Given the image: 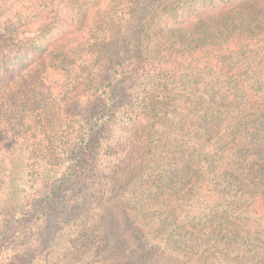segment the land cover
I'll return each mask as SVG.
<instances>
[{
	"label": "trees",
	"instance_id": "obj_1",
	"mask_svg": "<svg viewBox=\"0 0 264 264\" xmlns=\"http://www.w3.org/2000/svg\"><path fill=\"white\" fill-rule=\"evenodd\" d=\"M24 1L0 0V11L15 7L0 25V83L14 80L30 64L70 74L77 71L72 64L81 51L92 49L104 62L90 75L94 82L72 85L98 93L80 95L79 112L71 108L81 121L79 143L67 156L58 186L29 203L15 232L19 251L5 263L29 264L31 257L33 264H122L108 254L99 208L121 189V171L141 167L148 137L167 119L174 98L180 96L183 103L189 99L181 92L173 96L176 85L187 87L182 67L191 72L193 107L174 117L196 129L204 120L216 124L224 116L228 121L219 126L222 138L264 141V6L258 0H35L32 9ZM135 38L158 48L154 61L143 57V49L123 59L110 54L117 42ZM66 42L84 43L67 47ZM152 70L170 103L153 94L139 103L138 96L131 106V125L117 124L127 100L120 83L143 80ZM257 200L253 208H259ZM45 250L50 258L41 253ZM125 257L123 264L176 263L149 245L137 257Z\"/></svg>",
	"mask_w": 264,
	"mask_h": 264
},
{
	"label": "rangeland",
	"instance_id": "obj_2",
	"mask_svg": "<svg viewBox=\"0 0 264 264\" xmlns=\"http://www.w3.org/2000/svg\"><path fill=\"white\" fill-rule=\"evenodd\" d=\"M34 1L25 0L23 5L33 9ZM258 3L264 6V0ZM14 8L0 11V25ZM3 32L0 29V37ZM137 41L117 42L110 54L123 59L143 49V57L154 61L158 48L153 44L148 48V40ZM66 43L69 47L84 42ZM91 50L81 51L82 57L72 64L77 71L70 74L29 61L14 80L0 83V264H8L7 256L19 251L15 232L29 203L58 186L67 156L79 143L81 121L74 119L71 108L79 112L84 101L80 95L98 92L74 90L72 85L94 82L90 75L98 73L104 62ZM182 68L187 87L182 90L176 85L173 96L186 94L187 103L171 96L175 106L169 107L167 119L148 137L141 167L121 171V189L99 208L108 254L112 262L123 264L125 255L137 257L149 245L175 264H264V199H258L264 196V141L238 143L232 137L222 138L219 126L228 121L224 116L216 124L204 120L196 129L193 123L190 126L185 119L174 117L193 107L191 72ZM149 75L120 83V93H127V100L117 124L131 125V106L138 96L139 103L150 94L170 103L155 72ZM175 80L177 84L181 81L179 77ZM255 200L260 201L259 208H253ZM41 253L50 258L49 250ZM28 260L33 264L31 257Z\"/></svg>",
	"mask_w": 264,
	"mask_h": 264
}]
</instances>
